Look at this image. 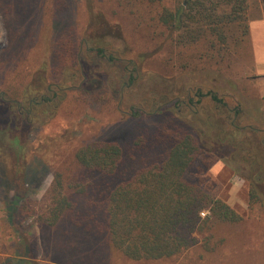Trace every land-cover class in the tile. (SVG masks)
Listing matches in <instances>:
<instances>
[{
    "label": "trees",
    "instance_id": "1",
    "mask_svg": "<svg viewBox=\"0 0 264 264\" xmlns=\"http://www.w3.org/2000/svg\"><path fill=\"white\" fill-rule=\"evenodd\" d=\"M111 2L120 12V17L112 22L104 11H95L94 0L84 1L83 6L68 13L57 6L58 13L52 16L61 21L59 24L54 21L44 30L59 32L50 42L51 53L48 51L58 65L56 70L52 63L54 72L59 74L68 66L79 71L77 55L84 39L105 28L119 37L124 32L138 34L151 44L152 50L142 53L140 62L160 56L164 66L169 69L171 64L179 72L214 69L226 75L234 62L251 60L248 0ZM128 21L132 30L125 27ZM8 31L13 36L11 29ZM50 62L40 61L36 66L29 62L23 73L14 72L5 89L2 87L4 93L27 100L35 94L31 87L35 73L43 72L47 74L40 77L41 86L35 90L46 91L53 84L48 80ZM102 88L96 92L82 89L66 92L62 100L66 103L64 112L81 113L92 100L116 106L107 88ZM212 99L219 104L223 102L215 94ZM30 131L19 116L9 117L0 106V174L6 189L17 186L14 192L18 200L24 194L22 181L27 176L33 178L25 159L26 151L33 146ZM110 135L79 138L71 159L55 170L47 210L37 217L42 225L56 228L52 249L65 258V264L173 259L197 244L194 233L202 236L199 242L202 249L213 252L214 222L234 224L240 216L225 201L185 179V173L202 152L196 135L180 127L169 129L160 125L155 132L144 131L128 148ZM61 139L47 142L48 155L62 149ZM67 141L70 145L73 139ZM254 159L257 158H252L246 169L248 206L264 208V162ZM22 207L29 210L25 203ZM33 214L31 210L27 212L28 217ZM16 221L15 216L10 221L15 229ZM24 264L38 263L27 260Z\"/></svg>",
    "mask_w": 264,
    "mask_h": 264
},
{
    "label": "rangeland",
    "instance_id": "2",
    "mask_svg": "<svg viewBox=\"0 0 264 264\" xmlns=\"http://www.w3.org/2000/svg\"><path fill=\"white\" fill-rule=\"evenodd\" d=\"M84 1L87 0L0 2L1 94L9 96L4 93L5 85H8L14 72L23 73L29 67V62H34L36 66L40 61H51L48 80L61 88L69 85L70 76L78 71L77 67H63L59 74L52 70L54 58L48 53L52 49L49 45L59 32L47 33L44 30L46 26L54 24V21L58 24L61 21V18L57 20L58 16H52L54 12L58 13V7L61 6L68 13L76 6H83ZM94 8L97 12L104 11L111 22L120 17L118 6L111 0H94ZM248 14L251 60L234 62L233 69L226 75L219 74L214 69L179 72L171 68V64L168 69L160 56L148 58L142 63L140 55L150 51L151 44L138 34L132 36L124 32L119 37L112 29L105 28L84 39L88 44L87 48L105 47L107 54L116 50L122 58V67L119 63L117 66L122 71L120 75L123 80L126 79V74L121 70L123 66L128 70L136 69L133 74L135 79L130 87H124L119 106L106 102L95 103L92 100L80 110L81 113H65L64 101H56L54 108L46 105L37 107L30 131L33 146L25 153L27 171L32 173L33 178L27 176L22 181L24 194L20 200L16 199L14 192V187L17 189V186L6 189L0 174V264H24L27 260L38 264H65V258L58 256L56 250L52 249L51 242L57 238L56 228L42 225L37 217L47 210L48 192L55 170L71 159L79 138L85 135L107 138L111 134L128 148L144 131L155 132L160 125L169 129L180 127L181 130L196 135L202 152L185 173V179L225 201L240 216V220L234 224L214 222L211 230L212 245H215L213 252H205L199 243L202 236L194 233L197 244L177 258L133 263L126 261L125 264H264V208L261 205L252 208L248 206L249 174L246 171L249 166L247 160L249 162L255 157L264 162V149L255 135L250 137L245 133L254 130L253 127L264 129V0H248ZM125 27L133 29L130 21ZM8 28L13 36H10ZM86 52L85 45H82L78 53L82 63L88 66ZM53 64L56 69L58 65L56 62ZM99 65L104 69L100 68L102 74L106 66L104 62L97 64V67ZM86 66L84 74L88 72ZM46 74L35 73L31 82L32 90L40 85V77ZM101 79L104 81V77ZM79 81L78 78L77 82ZM102 86L106 89L104 84L95 80L90 89L96 92ZM88 88V84L81 87L84 91H88ZM198 91L203 94L213 92L218 99L223 100L216 105L209 95L204 96L198 104L197 109H200L203 116H214L213 125L203 120L202 129L205 133L197 134V128L189 126V122L193 124V121L187 118L192 114V110L188 108L181 107L177 112V108L172 109L173 104L170 103L156 109L168 100L186 96L187 92L194 96ZM108 93L113 96L114 103L119 101L120 96L115 94L118 92L113 94L108 90ZM130 107L133 108L132 111L129 110ZM237 109L239 113L235 116L233 113ZM230 117L236 118L235 124L230 123ZM254 134L260 136L258 131ZM55 138H62L64 146L59 152L57 150L48 155L47 142ZM68 138L73 139L70 145ZM243 141L248 143L244 144ZM24 203L29 208L28 211L34 213L33 216H27L28 211L22 207ZM204 214L206 213H202V216ZM13 216L17 218L16 229L10 224Z\"/></svg>",
    "mask_w": 264,
    "mask_h": 264
},
{
    "label": "flooded vegetation",
    "instance_id": "3",
    "mask_svg": "<svg viewBox=\"0 0 264 264\" xmlns=\"http://www.w3.org/2000/svg\"><path fill=\"white\" fill-rule=\"evenodd\" d=\"M83 45H85L86 51L88 52V53L86 52L87 57H88V63H87L88 66L82 63V61L80 60L81 58L78 53L77 59H78L80 70L76 71L73 75L70 76V81H69L68 86L61 88L54 84H51V86L47 87L46 91L40 90V89L38 91L34 90L35 94H32V96H30L27 100H25V98L21 100H17V99L11 98L9 96H5L4 94L0 93V106H3V110L7 111V113L9 114V117L19 116V118H21L31 129V126H33L32 124L34 123V118L32 117L37 112L36 111L37 107L46 105L48 107L53 106L54 108L56 107L55 104L63 100L66 92H69L74 89H81V87L84 86L85 84L89 85L88 91H90L92 82L95 80L98 81L101 85L104 84L105 87L111 93L113 92L114 94L115 91L118 92L115 94H118L120 96V99L117 102V105L119 106L121 103V97L123 94L124 87L128 88L133 84V81L135 79L133 74L135 73L136 69L132 68L128 70L125 66H123L121 70H123V72L126 74V79L123 80L124 78L120 75L122 71H119L118 70L119 66H117L119 63V65L122 67V64H123L122 58L119 56V53L116 50L113 51L111 50V47H109V50H111L112 53L107 54L106 53L107 49L105 47H102L101 49L97 47L87 48L88 44L85 41ZM98 50H101V51H98ZM100 62H104V65L106 66L105 71H103L102 74L100 73V68L101 70H104V69L100 67V65L97 67V64H100ZM127 64L129 63L127 62ZM85 66L86 68H88V72L84 74ZM113 67H115V69ZM107 69L108 71H106ZM102 77H104V81L101 79ZM78 78L80 79L79 83L77 82ZM97 78H99V80H97ZM117 88H118V91H117ZM190 94L191 92H187L186 96L176 97V99L173 101L168 100L165 104L163 103L157 106L156 109L160 108L161 106L170 105V103L173 104L172 109L177 108V112L181 110V107L188 108L192 110L191 112L192 114L190 113L191 115H188L187 118L193 121V124L192 122L191 123L189 122V126L192 127V125H194L195 128H197L196 129L197 134L202 133V132L205 133V131L202 129L203 120L206 121V123H210L213 125L214 116L213 115L203 116L202 113L200 112V109L198 110L197 107H198V104L201 103L204 96L210 95L212 99V96L214 95V93L210 92V94L209 93L203 94L200 91H198L195 93L194 96ZM211 101L215 102L216 105H218V102L213 101V99ZM129 110L132 111L133 108L130 107ZM238 113H239V109H237L233 114L236 116ZM203 117H206V118L203 119ZM235 120L236 118H231V117L229 118V121L232 124H235ZM244 127L247 128L246 126ZM248 127L252 128L251 126H248ZM240 129L243 130L241 127ZM253 129L254 130L252 131L248 130V132H245V133L247 134V136H250V137L255 135L259 143L262 145V148L264 149V129H257L254 127ZM256 131H258L260 135L259 137L256 134H254V132ZM261 133L263 135V139H261ZM243 142L244 144L248 143L247 141H243ZM254 160L256 161L257 159H254ZM246 162L249 165L248 160ZM258 162L257 164H260ZM260 165H262V162ZM250 168L252 167L250 166Z\"/></svg>",
    "mask_w": 264,
    "mask_h": 264
}]
</instances>
